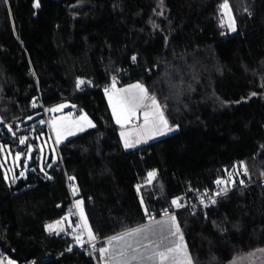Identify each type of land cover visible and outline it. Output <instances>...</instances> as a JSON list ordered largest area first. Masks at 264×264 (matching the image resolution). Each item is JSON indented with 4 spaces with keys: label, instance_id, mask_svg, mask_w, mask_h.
Segmentation results:
<instances>
[{
    "label": "trees",
    "instance_id": "1",
    "mask_svg": "<svg viewBox=\"0 0 264 264\" xmlns=\"http://www.w3.org/2000/svg\"><path fill=\"white\" fill-rule=\"evenodd\" d=\"M36 3L0 0V247L8 258L100 264L109 238L146 224L143 210L158 214L234 166V183L250 184L205 211L177 212L180 234L192 264H229L264 247V0H227L232 32L222 21L225 0ZM121 68L129 79L120 85L137 81L155 97L171 134L124 146L102 88ZM88 78L93 87L79 90L76 81ZM63 101L95 127L59 144L57 161L43 169L33 147V169L22 173L27 144L37 146L22 121L33 113L45 119L40 103ZM17 151L13 172L2 153L9 162ZM67 182L83 201L94 257L74 248ZM52 222L55 231L46 228Z\"/></svg>",
    "mask_w": 264,
    "mask_h": 264
},
{
    "label": "crops",
    "instance_id": "2",
    "mask_svg": "<svg viewBox=\"0 0 264 264\" xmlns=\"http://www.w3.org/2000/svg\"><path fill=\"white\" fill-rule=\"evenodd\" d=\"M136 84H140V83L137 81H134V82L126 83L124 85L112 84L108 88L103 89L104 96L108 104L113 122L116 126L120 128L119 135L123 143H124V139L121 137V132L130 133V135L127 138L129 142L132 143L134 146L129 147L128 149L137 147L139 145L146 144L148 142L155 141L159 138H162L164 136L171 134L173 131V130L172 131L168 130L169 128H171L169 125L165 127L162 123H159L158 120L155 122V124H153L152 122H149L147 125H145L144 113L149 112L151 114H155L157 112L156 107L152 105L151 96H149L148 93H147L148 98H146L143 101V104L139 108L136 109L135 113L131 115V117L127 120L126 123H124L123 127H121V125L116 122V117L113 114V105L112 103L109 102V95L113 97V102H115L117 98L138 96L140 95L139 89L131 88L132 85H136ZM124 90H128V91H124ZM160 110L162 111L161 107H160ZM48 114L50 116L49 123L47 125L44 124L38 127L39 128L38 131L40 134L44 133L45 137L48 139V142L50 145L49 146L50 147L49 148V161L54 160V154H53L52 148L55 150V153L58 156L57 146L59 144L76 136L77 134L83 132L86 129L92 128L88 125L87 121L80 120L79 119L80 117L86 116L87 119L90 120L92 124L95 125L94 121L91 119V117L87 113L82 112V111L76 112L75 104L69 101H63L57 104H53L52 106L48 108ZM150 121H151V117H150ZM1 123L2 121L0 119V124ZM81 128L83 130H81ZM57 131H59L61 134L59 137V141L57 137ZM69 131L74 132L75 134L69 135L68 134ZM160 131H163L165 134L160 135L159 134ZM137 140H139L140 143H136ZM145 140L147 141L146 143L144 142ZM170 217L172 216H169L166 218H170ZM175 223H176V220H175ZM48 225H53L54 227L52 229H49ZM57 227H58V224L56 222H52L46 225V228L49 231H55ZM175 231L176 229L171 231L169 234L168 232H165L164 234H166V236L173 235ZM127 232H124V233H121L115 236H120ZM111 238L107 240L104 246V248H107L108 251L105 252L103 256H101V253L99 252L100 264H160V259L158 256H152L151 260L147 259V257L151 256L153 252L166 251L167 248L175 247V245H177L175 243H171L172 245L170 246L168 245L166 248H161L160 245H154L152 242H150L149 244H145V245L135 244L129 247L128 245L131 242L129 237H126V239L122 241H112V243L110 244L109 241L111 240ZM179 244L182 246H186L184 240L183 241L180 240ZM146 245L147 247H145ZM134 248L139 249V251L133 252ZM121 251H124L126 255H120ZM133 255L137 256V260L131 259ZM173 257L178 258L180 261V264H189L190 257L188 255L187 249H186V254L183 251L179 253H171L169 256V259L164 261L163 264H174ZM0 264H16V263L12 261L10 258L3 260L0 257ZM249 264H264V254H263V257L252 259V261H250Z\"/></svg>",
    "mask_w": 264,
    "mask_h": 264
},
{
    "label": "rangeland",
    "instance_id": "3",
    "mask_svg": "<svg viewBox=\"0 0 264 264\" xmlns=\"http://www.w3.org/2000/svg\"><path fill=\"white\" fill-rule=\"evenodd\" d=\"M220 11H221V16H222V21H223L224 25L227 27V31L232 32L233 30H232V27H230V25H233V23H234V27H235V22H234L232 11H231L230 7L228 6L227 9H224L221 7ZM156 102H157V100H156ZM157 104H158V102H157ZM39 116H40L39 113H33L31 115L26 116L22 122L26 126L31 127V132H36L35 128L40 127L44 124L47 125L50 121L49 114H48V123L45 119L39 118ZM35 135H36L37 146L35 145V143H32V142H29L27 144L28 145L27 146V155L25 157V162H24L23 168L20 169V171L22 173H26L28 169H33V167H29V164L31 161V152L33 151V147L35 149H37V151H38V155H39L38 164H39L40 169H43L44 164L46 166H49V165L55 163L58 159V156L56 155L55 150L52 148V151L54 154V160L49 161V148H50L49 146L50 145H49L48 139L45 137L44 133H42V134L37 133ZM2 154H3V159L6 162L5 167L8 170L11 169L14 172L16 167H20L22 152L17 151L13 155L9 152L8 153L9 154V162H7L6 156L4 155V152ZM17 156H19V159H17ZM239 177L240 176L238 174V169L234 166L231 168V170L227 176V181L232 185L235 180L239 179ZM152 178H153V175H149V181L152 180ZM75 204H76V201H75ZM77 209H78L79 216H80V219L82 221L83 227L85 229V232H86L88 238L90 239L89 234H88V229H90V228H89L88 222L86 220L84 211H83V217H82L81 212H80V208L77 207ZM85 220L87 222V228L85 227ZM140 228H145V229H147V231L140 233L138 236L129 237V239L131 240L129 245H131V246H133L135 244H144L145 245V244H149L150 242H152L154 245H160L161 248H166L168 245L169 246L172 245L171 243H175V244L180 243V239H179V236L181 235L180 232L176 233V231H175V234L169 235V236H166V234H164L165 232H168V234H169L171 231H173L175 229V226L171 222V217L170 218H166V217L160 218L154 222L146 223V224L140 226ZM90 240H93V239H90ZM263 254H264V247L259 248L255 251L246 253L242 256H238V257L234 258L233 260H231V262L229 264H249L250 261H252V259H257L259 257H263Z\"/></svg>",
    "mask_w": 264,
    "mask_h": 264
},
{
    "label": "built area",
    "instance_id": "4",
    "mask_svg": "<svg viewBox=\"0 0 264 264\" xmlns=\"http://www.w3.org/2000/svg\"><path fill=\"white\" fill-rule=\"evenodd\" d=\"M129 79V75L127 74V69H119L117 73L110 76L109 81L103 85V89L108 88L112 84H120L121 81ZM84 81L83 84H79V81ZM76 85L79 90L85 91L86 89H91L93 87V80L91 78L88 79H78L76 81ZM41 113L44 115L45 120L48 123V107L42 103L39 105ZM31 132L27 135V138L31 139L32 141H35V134L38 133ZM36 145V144H35ZM35 160L39 159V155L34 156ZM222 180L225 183L217 185L216 181ZM249 181L246 178H241L238 183H233L230 188L227 186V177H216L212 182V187L209 189H204L194 195H187L183 194L179 196L176 201L179 203V207L177 205H174L173 203L164 209H162L158 214H151L147 212L146 210H143L144 213V220L145 223H151L154 222L160 218L163 217H169L175 215L179 211H188L191 214L198 213L200 211H205L211 204L213 200H216L217 198L225 195L224 192H222L223 189H227L228 191L232 190H238L243 186H247ZM67 189L69 192V215L70 219L73 222L72 228L70 227L68 230L72 233L76 243L74 245V248H85L88 250L89 254L94 257V251H95V240H90L85 232V229L83 227L82 221L79 216L78 209L75 204V199L72 191V185L67 182ZM220 192V195H216V193ZM226 192V193H227ZM77 237H80L79 241L77 240ZM97 239V238H96ZM0 257L1 259L5 260L8 258V256L3 252L2 248L0 247ZM30 264H35L31 262Z\"/></svg>",
    "mask_w": 264,
    "mask_h": 264
},
{
    "label": "snow or ice",
    "instance_id": "5",
    "mask_svg": "<svg viewBox=\"0 0 264 264\" xmlns=\"http://www.w3.org/2000/svg\"><path fill=\"white\" fill-rule=\"evenodd\" d=\"M35 6L39 7L38 0H37V3H36ZM221 7L224 8V9L228 8L227 0H225V3L223 5H221ZM230 27H232V30L235 31L234 23H233V25H230ZM132 59L135 60L136 58L132 57ZM83 83H84V81L81 80V81L78 82V85L79 84H83ZM131 88L139 89L140 95L126 97V98H117L115 100V102H113V97L111 95H109V102L112 103V105H113V114L116 117V122L118 124H120L121 127H123L124 123H126L127 120L131 117V115H133L135 113L136 109L139 108L143 104V101L146 98H148L147 90L142 85H140V84L132 85ZM124 91H128V90H124ZM151 101H152V105H154L156 107L157 112L155 114H151L149 112H145L144 113L145 125H147L149 122H152L153 124H155V122L158 120L159 123H162L165 127H167L168 126V121L164 118V113H163V111L160 110V106L157 104L155 97H151ZM150 117H151V121H150ZM79 119L87 121V123H88V125L90 127H95V125L92 124V122L90 120H88L86 116H82ZM9 130L11 131V128ZM81 130H83V129L81 128ZM168 130L172 131L174 129L169 128ZM68 134L69 135H73L75 133L69 131ZM159 134L160 135H164L165 133L163 131H160ZM60 135H61L60 132L57 131L58 141H59ZM129 135H130V133L121 132V137L124 139V146L126 148L134 146L132 143L129 142V140L127 138ZM144 142L146 143L147 141L145 140ZM20 143H22V144L24 143V139L23 138L20 140ZM136 143H140V141L137 140ZM17 159H19V156H17ZM245 174H247V169L246 168H245ZM150 175H155V174L154 173H150ZM49 179H51V177H49ZM69 179H72V177H69ZM216 183H217V185H220V184H223L225 182L222 181V180H217ZM77 191H78L77 189L73 188V194L74 195L77 194ZM222 192H224L226 194L227 189H223ZM220 194H221L220 192L216 193V195H220ZM215 202H216L215 200L212 201V203H215ZM172 203L174 205H177V207L180 206L178 201H176V200H173ZM82 204H83L82 200L76 201V207L80 208L81 216L83 217ZM171 220H172L173 225L175 226L176 233H179L180 232V227H179L178 224L175 223V220H176L175 216H172ZM57 223L59 224L60 222L58 221ZM53 227H54L53 225H48L49 229H52ZM85 227L87 228L86 220H85ZM146 231H147V229H145V228H137V229L129 231V232L123 234V235L112 237L111 240L109 241V243L111 244L112 241L125 240L126 237L138 236L140 233H143V232H146ZM88 234H89L90 239H93V240L95 239V236L92 234L91 229H88ZM173 234H175V233H173ZM79 239H80V237H77L78 241H79ZM179 239L181 241H183V235L182 234L179 236ZM129 247H131V245H129ZM145 247H147V245ZM107 251H108V249L104 248V247H101L99 249V252L101 253V256H103V254L105 252H107ZM138 251H139V249H135V248L133 249V252H138ZM181 251L185 252V254H186V246H182L180 244H177V245H175V247L167 248L166 251L153 252L151 256L147 257V259L151 260L152 256H158L159 259H160V264H163L164 261L169 259V256H170L171 253H179ZM120 255H126V253L124 251H121ZM131 259L132 260H137V256L133 255L131 257ZM173 260H174V264H180V261H179L178 258L173 257ZM189 264H191L190 258H189Z\"/></svg>",
    "mask_w": 264,
    "mask_h": 264
},
{
    "label": "water",
    "instance_id": "6",
    "mask_svg": "<svg viewBox=\"0 0 264 264\" xmlns=\"http://www.w3.org/2000/svg\"><path fill=\"white\" fill-rule=\"evenodd\" d=\"M31 155H34V151L31 152ZM30 163H31V161H30ZM60 229L63 232V226L61 224H60Z\"/></svg>",
    "mask_w": 264,
    "mask_h": 264
}]
</instances>
